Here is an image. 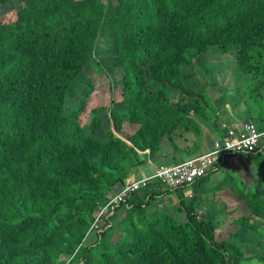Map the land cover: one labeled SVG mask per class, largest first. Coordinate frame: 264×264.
Here are the masks:
<instances>
[{"label":"trees","instance_id":"obj_1","mask_svg":"<svg viewBox=\"0 0 264 264\" xmlns=\"http://www.w3.org/2000/svg\"><path fill=\"white\" fill-rule=\"evenodd\" d=\"M0 8L15 11L0 22V264H264V161L259 185L243 182L248 213L225 223L227 242L214 236L226 210L199 213L215 196L200 195L210 173L191 185L190 198L173 191L175 214L171 202L159 206L171 191L155 184L85 239L99 207L147 158L166 148L168 162H182L200 148L207 125L215 137L227 134L219 122L233 99L229 83L205 64L234 67L248 81L246 109L260 106L264 0H0ZM98 42L106 57L112 45L111 68L96 60ZM89 61L107 88L81 73ZM203 68L207 87L198 89ZM93 94L99 103L83 125ZM247 116L264 131L260 111L257 122ZM124 123L138 126L122 130ZM187 132L194 145L176 138ZM263 144L264 137L256 157Z\"/></svg>","mask_w":264,"mask_h":264},{"label":"rangeland","instance_id":"obj_2","mask_svg":"<svg viewBox=\"0 0 264 264\" xmlns=\"http://www.w3.org/2000/svg\"><path fill=\"white\" fill-rule=\"evenodd\" d=\"M4 13H3V9L0 8V20L4 19ZM100 46H103L102 44H100L98 42V47L96 49L95 55L97 57V59L103 64L105 65L107 68H111V66L113 65V60H112V55H111V46H107V52L108 55L107 57L103 54V52L100 50ZM205 62V60H204ZM208 68L213 69L214 70H219V72L222 74V77L226 79V81L229 83V95L232 94L233 99L229 101V104L227 106V113L221 117V121L219 122L221 125H224L223 122L226 121V119L229 118V116H233L235 118V120L238 123H241V121L243 120L244 117L247 116V113L250 112L251 113V118L253 120H255V122H257V112L260 111L262 117H264V100L260 101V106L258 104H251L250 107H248V110L245 107V104L242 100V98L246 99L247 97L244 95L245 93V89L248 85V81L246 80V78L242 77L241 81L240 78H236L238 77V75L236 74V72L234 71V67H226V66H221L220 64H205ZM230 66V65H228ZM93 70L95 71L96 74H98V80L94 79V78H90L93 81L94 86L96 87L97 84L103 85L105 84V87L107 88L108 86V79L105 78L102 74H100L99 69L96 65H93ZM228 72V73H226ZM216 73L212 74V79L210 80L212 85H217L218 81L217 78L215 76ZM87 75L89 77H91V71H87ZM114 78L113 80V87L112 89H114L115 91L117 90H121V86L119 84H121V79L117 76L116 74H113ZM208 75H206L204 73V68L201 70V72L197 75L194 76V81L195 83L193 84L194 86H197L198 89H200L201 87H207L206 84V78ZM239 79V80H238ZM238 80V81H236ZM117 84V85H115ZM206 84V85H205ZM193 85H190L191 87H193ZM238 87V88H236ZM210 96L213 94L215 96H217L218 94L216 92H210ZM261 93L264 94V92L262 91ZM177 100L174 99L173 102H176ZM99 103V97L96 94H93L90 99H89V103L88 106L86 108V113L83 114V116L80 119V123L81 124H85L86 120H87V114L88 112L95 106H97ZM192 115L196 116L195 113H193ZM193 120H196L195 117H191ZM128 124V123H126ZM125 123L123 124V130H130L135 128V126H127ZM129 125V124H128ZM258 125L260 127H264V122L262 123H258ZM224 127V126H223ZM203 133V138H202V146L197 150L198 153L201 152V148L202 149H209L210 148V143L209 141L212 140L213 138H215L214 134H217L216 129H213L211 126H205L202 129ZM219 134V133H218ZM191 136L190 132L181 134L179 136H176L177 139H179L178 137H180V139H184L186 138L188 140V145H191V141L193 139H190L189 137ZM194 141L195 139L192 141V144L194 145ZM205 146V147H204ZM260 161H264V153H260L257 157L256 160H252L250 161L251 166L248 167L246 166L243 162H239L238 164H232L230 161L226 162V166H224L223 168H221L220 170H218L217 172L211 174V180L209 179V183L211 182L212 185H217L222 178L227 177V180L225 181L226 184H228L229 182H231L232 186L235 187V192L234 194L238 197H240L244 192L248 191V188L245 187L246 183L245 178L244 177H248L252 182H253V186L250 188V190L254 189V185L258 184V179L261 175V168L259 167V162ZM144 172H146L147 174L152 172V168L150 165H146L145 166V170L143 172H139L137 177H140L142 174H144ZM245 185H244V183ZM249 183V182H248ZM208 183H206L203 186V190L200 191L201 195H206L207 192H210L211 187L209 189V187L207 186ZM259 185V184H258ZM222 188L220 190V193L216 194V203L218 205L221 206V204L224 205V207L226 209L229 208L230 204L227 202L228 199V195L226 193V190L224 188V185H221ZM192 187L191 186H187L185 188L180 189L181 193H186L187 191H191ZM249 190V191H250ZM213 197L209 200L210 202L213 201ZM242 201H244L243 199H241ZM242 203V202H241ZM172 210V207L170 208ZM216 209L220 210L219 206L216 205ZM242 213H246L247 209L245 207L244 204H242V208H241ZM226 212L222 215V219H224ZM240 213V209L237 210L236 214L237 216H239ZM232 219H230L229 221H231ZM231 228L229 227V225H225L221 228V230L226 233L229 232ZM212 232V231H211ZM217 232V227L215 228V233ZM92 236V235H91ZM225 237V236H224ZM228 239V238H227ZM225 241V240H222ZM262 262H258L257 260H245L242 262V264H261Z\"/></svg>","mask_w":264,"mask_h":264},{"label":"clouds","instance_id":"obj_3","mask_svg":"<svg viewBox=\"0 0 264 264\" xmlns=\"http://www.w3.org/2000/svg\"><path fill=\"white\" fill-rule=\"evenodd\" d=\"M25 1L27 2L29 0H25ZM14 12L15 11H12L11 13H14ZM11 13L4 14V16L6 17V15H10ZM5 17H4V19H5ZM4 19L0 20V22L3 21ZM96 60L99 61L98 59H96ZM93 65H96L98 67L100 74L105 75L104 73H102L100 65L98 64V62H93V61H89L81 69V73L83 75H85L86 77H88L89 79L90 78H94V79L98 80V74H96L95 71L93 70ZM87 71H91V77H89L87 75ZM92 83H93V81H92ZM226 112H227V106H226ZM232 117L233 116H229V118L226 119V121H228ZM247 118H248V116H247ZM244 119H246V118L244 117L243 120L241 121V123L236 122L238 124L236 126L233 125V124L229 125V124H227L226 121L223 122L224 125H221V128L222 129H224V128L227 129V132H226L227 134L224 137L217 136V137L213 138L212 139L213 142H212L210 148L206 152H204L202 154H197V155H196V153H197L196 152L192 156H190L188 158H185L180 163H172V162H168L167 161L169 158L165 157V154H167L166 148H162L161 154L156 159H152L151 160L150 158H147L141 167H139L138 169H136L135 171H132L130 173V175L126 178L124 184H122L119 187V189L109 198V200L105 204H103V205H101L99 207L97 213L94 215V218H93V220H92V222H91V224L89 226V229H88V231L86 233L85 239L87 237H89L91 234L96 235V234H99V233L103 232L105 229L109 228L111 226V223H110L109 219L113 215L115 209H117L118 207L120 208L121 205H126L127 208L132 207L133 204L130 203L131 197H133V195L139 193L140 191H142L144 189H147L149 187H153V185H155V184H159L162 189L170 190L171 192H169L168 194H163L161 196V198H162V200L163 199H167V198L174 199V204L172 205V210L170 209V212L172 214H175L174 207L178 204V197H177L176 193L173 192L174 190L180 189V188H185L187 186H191V185H193L195 183V181L205 177L209 173H210V178L209 179L211 180V174L217 172L218 170H220L221 168L226 166V162L227 161H230L232 164H238L240 161L244 162L246 160H248L249 162L252 161L253 158L256 155L255 150L252 153L245 152V151H240L239 152V151L229 150L227 153L223 154L222 157L218 158L215 162H213L212 165L207 168V170L205 171V173L202 176L196 177L192 183L181 184V185H170L169 179L165 176V174H163L165 171H167V170H169L171 168L177 167L180 164L186 163L189 160L197 159V158H200L202 156H205L207 154L212 153L214 151V149H215V142L222 143L224 141V139H226L229 136V131L230 130L234 131V135H233L232 139L239 138L240 133L243 132L241 127L245 123L253 124L254 127L256 128V130L258 131V129H257L256 125L254 124V122L245 121ZM126 125L129 126V127H131V126L137 127L138 126V125H128V124H126ZM122 130H123V126H122ZM263 132L264 131L259 132V133H263ZM114 133H115V135L117 137L121 138L129 146H131V144L128 141H126V139H125V137L123 135L121 136V135L117 134L116 132H114ZM263 137H264V135H262L259 138V141ZM176 141H178V140L176 139ZM259 141H258V144H259ZM258 144H257V147H258ZM262 147L264 148V144H263ZM260 149H261V147H260ZM144 153H149V150H147L145 152H139V154H141V155L144 154ZM146 165H150L152 169L154 168L153 172L152 173L150 172L148 174L146 172H144V174H142L140 177H137L136 174L139 173V172H143L145 170V166ZM250 166H251V164L249 163L248 167H250ZM244 178H245V180L247 182H249V184L253 185V182L248 177H244ZM226 180H227V177L222 178V180L217 185H212L211 182L210 183L208 182L207 186L209 187V189L211 187V190L212 191L214 190L215 194H218V193H220V190L222 188L221 185H224V186L226 185V183H225ZM142 181H145L144 185L142 184ZM135 183L139 184V187L137 189H135L133 191H128L123 196L121 201L113 202V200L123 192V190L125 189L126 186H129V185H132V184H135ZM230 184H231V182H230ZM246 186H247V183H246ZM231 187H233L232 184H231ZM182 194H184V196L188 197V198L192 197V192L191 191H189V193L186 192V193H182ZM227 195H228V193H227ZM238 198L240 199V202L245 203V201H242L240 197H238ZM244 205H245V207L247 209V212L243 213L241 216L246 215L248 213V207H247L246 204H244ZM241 208H242V206H241ZM261 221H263V220H261ZM258 228L264 232V225L263 224H259ZM217 229H218L217 232L214 233L215 240L217 242H221L222 240H225L223 242H227L228 241L227 238H229V232L224 233L221 229H219V228H217ZM85 239H84V241H85ZM261 241L264 242V235L262 236ZM254 259L255 258H249V260H254Z\"/></svg>","mask_w":264,"mask_h":264},{"label":"built area","instance_id":"obj_4","mask_svg":"<svg viewBox=\"0 0 264 264\" xmlns=\"http://www.w3.org/2000/svg\"><path fill=\"white\" fill-rule=\"evenodd\" d=\"M241 129L243 132L240 133L239 138L232 139L234 131L230 130L229 136L222 143L215 142V149L212 153L189 160L186 163L165 171L163 174L169 179L170 185L192 183L196 177L202 176L213 162L229 150L252 153L257 147L259 138L264 135V132L259 133L254 125L250 123L243 124ZM142 184L144 185L145 181H142ZM138 187V183L126 186L123 192L113 202L121 201L128 191H133Z\"/></svg>","mask_w":264,"mask_h":264},{"label":"crops","instance_id":"obj_5","mask_svg":"<svg viewBox=\"0 0 264 264\" xmlns=\"http://www.w3.org/2000/svg\"><path fill=\"white\" fill-rule=\"evenodd\" d=\"M231 120H232V123H236L237 121L235 120V118L234 117H232L231 118ZM235 121V122H234ZM190 139H195L196 137L194 136V134L193 133H191V136L189 137ZM212 142H213V140H210L209 141V143H210V146H211V144H212ZM178 144H180V143H178ZM180 146L182 147V148H186V147H183V145L182 144H180ZM201 146H202V144H201ZM200 146V147H201ZM205 147V146H204ZM208 149L207 148H205V149H202L201 148V152L200 153H196V155L197 154H202V153H204V152H206ZM255 158H256V156H255ZM154 169V168H153ZM153 169H152V172H153ZM151 172V173H152ZM136 175H138V173L136 174ZM136 178V177H135ZM224 188H225V190H226V193H228V197H227V199H228V201L227 202H229L230 201V206H229V208L228 209H226L225 207H224V205L223 204H221V206L220 205H218L217 203H216V194H215V196L213 197V201H209L212 197H211V195H207L208 196V200H202L203 201V203H202V209L199 211V213L200 214H203L208 208H210V207H212V206H214V207H216V205L217 206H219V208H220V213H222L223 214V212L226 210V214H225V216H224V219H222L221 218V220H220V223L219 224H221L222 222H223V226L225 225V223H227L230 219H237L239 216H241L243 213H242V211H241V206H242V204H246V203H241L240 202V199L238 198V196H236L235 194H233L232 192H231V190H232V187H231V184H230V182L228 183V184H226L225 186H224ZM188 193H189V191H187ZM201 195V194H200ZM202 197H204L205 195H201ZM169 202H171V204L173 205L174 204V199H169V198H167V199H163V200H161V202L159 203V206L160 207H163L164 206V204H168ZM238 209H240V215L239 216H237V215H235L236 214V212H237V210ZM221 215H219L218 216V219H219V217H220ZM211 218V217H210ZM181 219H182V217H181ZM217 219V220H218ZM218 224V223H217ZM218 224V225H219ZM217 228H219V229H221L222 227L219 225V227H217ZM218 230V229H217Z\"/></svg>","mask_w":264,"mask_h":264}]
</instances>
